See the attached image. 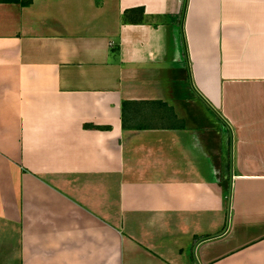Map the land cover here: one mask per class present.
Returning a JSON list of instances; mask_svg holds the SVG:
<instances>
[{
  "label": "crops",
  "instance_id": "obj_1",
  "mask_svg": "<svg viewBox=\"0 0 264 264\" xmlns=\"http://www.w3.org/2000/svg\"><path fill=\"white\" fill-rule=\"evenodd\" d=\"M29 1L0 2V264H264V0Z\"/></svg>",
  "mask_w": 264,
  "mask_h": 264
},
{
  "label": "trees",
  "instance_id": "obj_2",
  "mask_svg": "<svg viewBox=\"0 0 264 264\" xmlns=\"http://www.w3.org/2000/svg\"><path fill=\"white\" fill-rule=\"evenodd\" d=\"M1 3H15L18 2V0H0ZM31 2V0L29 1V3ZM25 4V3H23Z\"/></svg>",
  "mask_w": 264,
  "mask_h": 264
}]
</instances>
